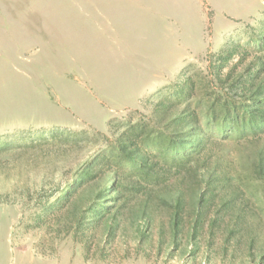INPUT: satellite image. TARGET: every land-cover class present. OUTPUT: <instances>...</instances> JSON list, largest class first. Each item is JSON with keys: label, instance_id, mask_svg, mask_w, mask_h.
Masks as SVG:
<instances>
[{"label": "rangeland", "instance_id": "374dc122", "mask_svg": "<svg viewBox=\"0 0 264 264\" xmlns=\"http://www.w3.org/2000/svg\"><path fill=\"white\" fill-rule=\"evenodd\" d=\"M0 264H264V0H0Z\"/></svg>", "mask_w": 264, "mask_h": 264}]
</instances>
